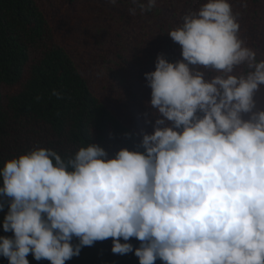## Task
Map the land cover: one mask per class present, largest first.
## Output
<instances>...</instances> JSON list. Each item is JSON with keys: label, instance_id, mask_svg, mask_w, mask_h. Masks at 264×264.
Here are the masks:
<instances>
[{"label": "clouds", "instance_id": "1", "mask_svg": "<svg viewBox=\"0 0 264 264\" xmlns=\"http://www.w3.org/2000/svg\"><path fill=\"white\" fill-rule=\"evenodd\" d=\"M132 3L135 15L156 0ZM168 35L182 59L158 54L144 73L154 123L140 133L142 150L110 157L88 143L62 159L37 147L4 162L0 225L13 235L0 236V256L8 264H29V253L65 264L108 238L112 253L132 252L139 264H264V107L256 99L264 60L240 37L228 0H207ZM241 65L247 70L233 74ZM201 68L217 74L206 78Z\"/></svg>", "mask_w": 264, "mask_h": 264}, {"label": "rangeland", "instance_id": "2", "mask_svg": "<svg viewBox=\"0 0 264 264\" xmlns=\"http://www.w3.org/2000/svg\"><path fill=\"white\" fill-rule=\"evenodd\" d=\"M43 13L54 42L60 46L85 80L92 95L138 139L141 131L151 134L154 118L148 107L151 89L144 73L154 71L155 59L162 54L169 62L181 60L180 45L168 32L183 22V16L196 11L207 0H156L151 11L132 15V0H34ZM146 3L147 0H141ZM240 24V37L264 60V0H228ZM39 57L31 53L23 80L13 87L1 86V102L22 88L30 65ZM206 78L217 73L199 69ZM241 65L233 74L246 71ZM264 107V86L256 95ZM148 114L147 117L145 114ZM148 119L150 123H145ZM41 126L11 122L4 130L3 150L16 142L45 144L46 132ZM51 139V138H48ZM54 143L57 140H53ZM0 148V151L2 150Z\"/></svg>", "mask_w": 264, "mask_h": 264}, {"label": "trees", "instance_id": "3", "mask_svg": "<svg viewBox=\"0 0 264 264\" xmlns=\"http://www.w3.org/2000/svg\"><path fill=\"white\" fill-rule=\"evenodd\" d=\"M31 53L39 58L30 65L20 91L7 98L5 107L0 94V148L5 143L2 135L9 123L24 121L30 126L43 127L44 137L51 138H45V144L34 142L36 147L54 150L62 159L74 156L88 143L101 146L110 157L120 148L142 150L138 147L140 139L89 91L68 55L54 42L34 0H0V88L13 87L23 80ZM53 90L60 92L62 98L52 95ZM33 148L18 142L8 151L2 148L0 168L6 160ZM6 212L7 205L0 211V222ZM12 235L0 225V236ZM72 242L75 244L78 240L73 238ZM128 242L134 248L140 243L135 238ZM111 246V238L96 241L93 246L82 247L79 256L65 264H139L134 253L114 254ZM26 258L29 264H50L47 260L36 261L31 253ZM0 264H8L7 258L0 256ZM155 264L163 262L157 259Z\"/></svg>", "mask_w": 264, "mask_h": 264}]
</instances>
